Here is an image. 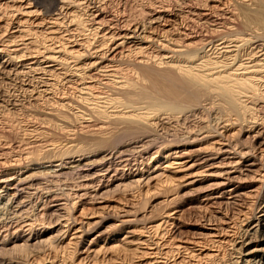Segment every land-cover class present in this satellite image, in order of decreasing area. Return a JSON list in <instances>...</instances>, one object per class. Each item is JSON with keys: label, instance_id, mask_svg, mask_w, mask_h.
I'll list each match as a JSON object with an SVG mask.
<instances>
[{"label": "bare ground", "instance_id": "obj_1", "mask_svg": "<svg viewBox=\"0 0 264 264\" xmlns=\"http://www.w3.org/2000/svg\"><path fill=\"white\" fill-rule=\"evenodd\" d=\"M185 206L144 264H264V0H0V264Z\"/></svg>", "mask_w": 264, "mask_h": 264}, {"label": "rangeland", "instance_id": "obj_2", "mask_svg": "<svg viewBox=\"0 0 264 264\" xmlns=\"http://www.w3.org/2000/svg\"><path fill=\"white\" fill-rule=\"evenodd\" d=\"M40 1L45 4V1L48 2L49 0ZM129 5L130 4H128V6ZM50 7L51 6H48L47 8ZM184 162H187L184 157H171V154L164 150L156 160L151 161L150 167H156L160 173H163L166 177L172 178L177 181L182 176H184V171L182 172L181 168L179 167L182 164H185ZM194 171L195 174L200 170L198 168H195ZM191 173H193V171ZM159 185H161V183L152 181L149 184L148 188L145 187L143 188V190L145 192V190L149 189L150 192H155ZM164 186L166 187V185ZM122 198L123 195L115 194L110 197L104 205L96 206L94 208V211L96 212L95 214L89 213L86 216L81 217L79 216L80 213L77 210L75 212V215L77 217L79 216V220L84 222L97 218L99 214L104 216H112L114 211H118L120 210V208H122L125 202V198L126 200L134 201L129 196L124 197L123 199ZM151 200L152 198H150L149 202ZM189 205L195 206V203H191ZM146 208L147 206L145 207V209ZM187 208L188 206H185L183 208L181 207L168 209L158 207L154 210L152 218L145 221L141 219L142 214H144L143 212H145V209H138L136 212L138 215H135L138 217V220H140L137 224H132L127 227L125 226L117 230H110L106 233V235L94 241L92 244H89L84 250H82L77 257V262L81 261L82 264H136L138 262H148L152 259L151 257H153L150 253L154 251V246L151 244V242L159 240L160 234H162L164 230L169 229V227L167 226L174 221L173 219H179L181 222H184L188 226L192 225L195 222V211H191L192 209ZM167 213H169L170 215L172 214L170 218L165 216L167 215ZM107 227H111L110 224L106 225L104 229H107ZM167 236L169 237L170 235H166V238L164 239H167ZM161 241L163 240L160 239V242ZM224 246L225 244H223L221 246V249L219 250L221 254L225 253L226 248H222ZM204 252H202V254L200 252H196L195 254H200L199 256L203 257L206 253L214 252V248L212 250H205Z\"/></svg>", "mask_w": 264, "mask_h": 264}]
</instances>
